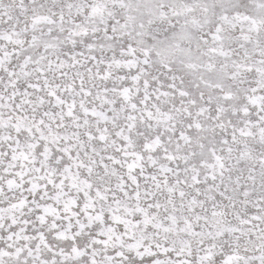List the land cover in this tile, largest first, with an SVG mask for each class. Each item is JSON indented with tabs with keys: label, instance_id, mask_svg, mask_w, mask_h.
<instances>
[{
	"label": "snow or ice",
	"instance_id": "snow-or-ice-1",
	"mask_svg": "<svg viewBox=\"0 0 264 264\" xmlns=\"http://www.w3.org/2000/svg\"><path fill=\"white\" fill-rule=\"evenodd\" d=\"M0 264H264V0H0Z\"/></svg>",
	"mask_w": 264,
	"mask_h": 264
}]
</instances>
